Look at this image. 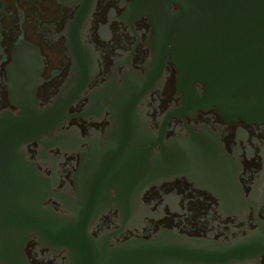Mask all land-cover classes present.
I'll list each match as a JSON object with an SVG mask.
<instances>
[{
    "label": "flooded vegetation",
    "instance_id": "flooded-vegetation-1",
    "mask_svg": "<svg viewBox=\"0 0 264 264\" xmlns=\"http://www.w3.org/2000/svg\"><path fill=\"white\" fill-rule=\"evenodd\" d=\"M133 3L0 0V114L20 111L14 77L36 85L41 110H65L26 151L49 182L46 205L68 217L76 206L109 248L175 232L244 245L230 264H264V246L250 250L264 235V121L185 107L178 68L155 61L150 19ZM164 155H186L192 176L152 178ZM24 255L73 264L35 239Z\"/></svg>",
    "mask_w": 264,
    "mask_h": 264
},
{
    "label": "water",
    "instance_id": "water-1",
    "mask_svg": "<svg viewBox=\"0 0 264 264\" xmlns=\"http://www.w3.org/2000/svg\"><path fill=\"white\" fill-rule=\"evenodd\" d=\"M133 8L137 18L150 19L155 61L178 68L185 107L215 108L232 121H264V0H134ZM29 83L13 78L11 100L20 111L0 114V264H27L24 250L34 239L52 251L67 250L73 264H230L244 256V245L175 232L111 249L93 238L76 206L68 217L46 205L49 182L26 150L49 134L65 110L57 102L38 108L36 85ZM158 161L152 178L192 176L186 155ZM260 239L263 244L253 242L251 251L264 246V235Z\"/></svg>",
    "mask_w": 264,
    "mask_h": 264
}]
</instances>
